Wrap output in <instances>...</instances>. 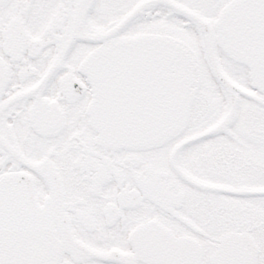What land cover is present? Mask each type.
Returning <instances> with one entry per match:
<instances>
[{
	"label": "snow or ice",
	"instance_id": "snow-or-ice-1",
	"mask_svg": "<svg viewBox=\"0 0 264 264\" xmlns=\"http://www.w3.org/2000/svg\"><path fill=\"white\" fill-rule=\"evenodd\" d=\"M0 264H264V0H0Z\"/></svg>",
	"mask_w": 264,
	"mask_h": 264
}]
</instances>
